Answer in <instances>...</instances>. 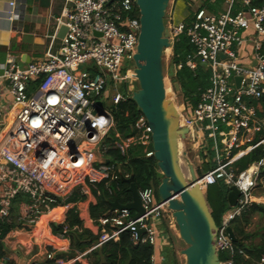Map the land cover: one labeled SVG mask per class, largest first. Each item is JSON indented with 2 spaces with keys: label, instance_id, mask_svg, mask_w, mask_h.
Returning a JSON list of instances; mask_svg holds the SVG:
<instances>
[{
  "label": "built area",
  "instance_id": "1",
  "mask_svg": "<svg viewBox=\"0 0 264 264\" xmlns=\"http://www.w3.org/2000/svg\"><path fill=\"white\" fill-rule=\"evenodd\" d=\"M224 10L216 13L198 5L179 21L168 16L170 40L184 33L194 47L186 56V65L194 69L197 62L204 64L210 76L184 124L187 136L193 140L205 139L201 124L207 122L214 144L215 166L201 175L197 183L203 189L222 182L229 189L239 191L236 205L223 214L214 237L218 252L227 251L230 258L220 264H233V241L227 233L229 223L241 210L254 201L253 190L264 174V156L242 171L231 167L235 156H242L264 143V135L256 142L258 131L264 133V120L257 115L249 99L264 95V2L253 6L250 0H222ZM239 9L233 11L234 5ZM9 20L19 17L15 2H10ZM138 10L135 0H65L58 25L66 31L54 53L44 61L30 62L21 67L9 56L0 78L7 81V91L14 105L11 120L3 116L0 92V237L3 255L0 264H11L7 247L10 230L2 235L1 226L18 223L20 229H32L43 215L53 214L73 196L87 198L98 184L121 178L118 167L107 164L103 141L114 128L110 104H117L131 96L119 91V85L129 81L125 61L131 60L137 45L139 31ZM248 61H243L241 51ZM223 56V57H221ZM255 60V64L252 62ZM181 64L177 66L180 68ZM82 68V69H80ZM240 78L239 81L236 78ZM40 80L34 91L30 83ZM110 101L105 106V101ZM227 125L223 144L216 143L221 126ZM136 135L119 139L116 144L121 153L130 144H151L150 127L140 113L134 122ZM118 136V134H116ZM237 151L232 154V150ZM100 158L95 157V153ZM145 155L153 151L144 150ZM129 177L125 174L123 178ZM108 183V182H107ZM106 183V184H107ZM26 198L19 214L12 217L14 199ZM143 214L135 216L128 209H114L94 221L96 238L82 252L73 257L69 252L67 228L54 238L42 241L45 250L39 260L35 256L24 264H74L106 242H116L126 231L133 242H148L153 247L162 244L165 221L174 219L166 201L154 195L152 187L138 190ZM93 221V220H92ZM64 221L60 222L63 225ZM12 232V231H11ZM162 238V239H161ZM57 242L58 244H56ZM17 248L23 249L22 245ZM60 253V254H58ZM155 261V253L152 262ZM264 264V256L259 260Z\"/></svg>",
  "mask_w": 264,
  "mask_h": 264
},
{
  "label": "trees",
  "instance_id": "2",
  "mask_svg": "<svg viewBox=\"0 0 264 264\" xmlns=\"http://www.w3.org/2000/svg\"><path fill=\"white\" fill-rule=\"evenodd\" d=\"M184 1L188 2V6L193 3V0ZM250 1L253 6L257 7L264 2V0ZM200 7H204L216 13L224 10L225 5L222 0H202ZM237 9H239L238 4L234 5L232 10L236 11ZM167 49L171 50L170 64L174 68V82L177 83L182 97L188 100V106L194 107L199 100L201 92L208 85L210 72L204 64L199 61L194 69H190L186 65V56L193 53L194 47L184 33L174 38L172 46ZM262 53L264 54V42L262 44ZM126 62L127 61L124 62L121 70L123 72L129 67ZM179 64H181V67L177 68ZM39 82L40 80H36L30 83L28 87L29 91H34L38 87ZM119 90L123 94H126V84H122ZM248 102L256 108L258 117L264 120V95L258 99H249ZM109 108L115 126L103 141L105 160L107 164L117 166L119 174H121L122 177L116 181L109 182L105 180L98 184L99 195L96 196L95 204H91L89 207V216L93 221H97L99 217L110 212L111 202L114 199H117L121 204H126L132 200L129 184L122 180L125 174L133 176V181L137 190L145 187H152L156 198H158L156 188L162 176L153 156L145 155L144 150H151V144L148 146H143L139 143L130 144L124 153H121L119 146L116 144V141L119 139L125 140L136 135L134 122L140 115V112L131 97L129 96L126 100L120 101L117 104H110ZM206 125L207 122L201 124L205 139L207 140V162L204 164L206 165L204 169H195L197 175H201L204 170L215 166V162L212 160L214 158V150L212 149L214 141ZM220 129L221 134L218 132L216 135V143L218 146H221L223 140L226 138L227 125H222ZM116 134H118V136H116ZM263 135L264 133L262 130L258 131L253 138V142L259 140ZM237 148L238 147H235L232 150V154L237 151ZM263 156L264 143L259 144L251 151L234 160L231 163V167L237 172L242 171ZM258 185L264 186L263 173H261L260 179L258 180ZM212 186H215L214 190L218 193L219 200L217 210L214 214L211 213V215L216 225H219L224 212L231 208L227 200L228 188L222 182H217ZM207 189L210 188L208 187ZM25 201L23 196H18L14 199L11 210L14 219L19 214L21 203ZM256 213L264 217V204L252 202L245 206L240 214L229 223L236 238L233 242L234 252L231 256L233 264H260L259 260L264 256V241L260 243L248 242L255 234L249 233L245 229L250 222L251 216ZM12 226V224L1 226L2 235ZM63 226L67 228V237L69 238L70 250L72 252H82L92 244V234L89 230L82 228V218H80L76 209H68L65 214L64 224L56 225V227L53 226L52 230L56 233L61 232ZM143 237L144 233H141L139 241L134 243L131 235L124 231L120 233L118 241L106 242L102 246L92 250L87 256L92 264H153L152 255L155 252L158 254L159 251L157 247H153L148 244V242L142 241ZM170 241L172 243V237H170ZM2 255V237H0V257ZM162 255L164 257L163 264H173L175 255L173 250L166 248L165 251L163 250ZM229 258L230 254L227 251L218 252L219 262H224Z\"/></svg>",
  "mask_w": 264,
  "mask_h": 264
},
{
  "label": "water",
  "instance_id": "3",
  "mask_svg": "<svg viewBox=\"0 0 264 264\" xmlns=\"http://www.w3.org/2000/svg\"><path fill=\"white\" fill-rule=\"evenodd\" d=\"M168 2L135 0L139 31L131 60L137 89L131 92L130 97L150 127L152 156L162 175L156 194L159 200L167 202L172 211L178 237L186 246L180 251L185 264H220L214 244L217 225L207 206L204 189L197 183L196 172L186 152L182 151L180 155V142L186 138L188 128L180 127L179 118L169 107L166 97L162 57L164 50L172 46L164 24ZM65 31L66 27L62 25L59 38L63 37ZM252 64H255V60ZM239 79L236 78L237 81ZM174 86L179 88L177 83ZM181 156L186 170L181 166ZM122 180L129 184L132 200L121 204L114 199L110 210L128 209L134 211L135 216L143 214L133 176ZM238 197L239 191L231 186L227 192L230 207L236 205ZM227 233L234 242L236 238L230 226L227 227ZM64 255L73 257L74 253L67 252ZM25 259L19 256L18 264H24Z\"/></svg>",
  "mask_w": 264,
  "mask_h": 264
},
{
  "label": "crops",
  "instance_id": "4",
  "mask_svg": "<svg viewBox=\"0 0 264 264\" xmlns=\"http://www.w3.org/2000/svg\"><path fill=\"white\" fill-rule=\"evenodd\" d=\"M10 2H15V9L19 14L18 19L12 21L9 20ZM64 7L65 0H0V75L9 56L13 57L21 67H24L30 62L46 60L49 53H54L58 49L61 40L58 34L62 25H58L57 20L62 18ZM241 55L243 61H248L249 57L246 51L242 50ZM0 92L3 116L11 120L14 105L7 91V81L4 78H0ZM95 157L99 159L100 154L95 153ZM239 157L241 156H235L234 160ZM97 195L99 192L93 191V194L87 198L73 196V199L66 200L60 208L54 209L53 214L43 215V219L41 217L38 225L32 229L21 230V225L12 223L13 226L8 229L11 230L7 237V247H3V250L6 249L5 251L11 256V264H18L19 256L26 257L25 260L34 256L41 260V254L45 250V244L42 241L54 238L56 232L52 230L53 226L60 225V222L65 220L67 210L71 208L76 209L79 213L82 218V228L89 230L92 234L91 241H93L96 238L97 225L89 216V207L91 204H95ZM262 198L264 197L254 196L253 202L257 203V200ZM174 227L176 226L172 220L165 221L163 239L161 238L162 244L157 246L159 252L158 254L155 252L153 264H163L162 252L166 248L173 250L175 254L173 264L184 263L180 253L183 242L176 236ZM170 237H172V243ZM18 244L22 245L23 249L19 250ZM68 249L69 252H72L70 244ZM65 253L58 254L67 257L64 255ZM88 254L79 264H92ZM29 255L31 256L28 257Z\"/></svg>",
  "mask_w": 264,
  "mask_h": 264
},
{
  "label": "rangeland",
  "instance_id": "5",
  "mask_svg": "<svg viewBox=\"0 0 264 264\" xmlns=\"http://www.w3.org/2000/svg\"><path fill=\"white\" fill-rule=\"evenodd\" d=\"M192 2L193 3L190 6H188L189 5L188 2H185L184 0H169L164 16L165 27L167 29L170 27L168 23L169 14L173 15L175 21L182 20L188 15L189 12H191L198 5H200L202 3V0H193ZM170 56H171V50L167 49L165 50L162 57L166 97L169 107H171V110L177 114L179 118V123L184 124L186 120V116L189 113V106H188L189 104H188V100L182 97L179 88L176 89L174 86V84L176 83L174 82L173 79L174 68L170 64ZM126 64L129 66L128 69L130 71L129 72L130 77H129V81H127L125 84L127 88H129L130 90H136L137 82L132 71L134 67L132 64V60L130 59L127 60ZM120 86L121 85H119V87ZM109 102L110 101L108 100L105 101V106L108 105ZM191 138L192 136L189 135L183 140V142H180V146H179L180 155L182 151H185L186 156L193 165L194 170L196 168L204 169L206 166L204 164L207 162V140L202 137L189 140ZM181 166L183 167L184 170H186L183 156H181ZM208 187L210 189H207ZM208 187L203 190V193L210 213L214 214L218 208L219 196L218 193L214 190L215 186L211 185ZM253 196L264 197V186L257 184L255 189L253 190ZM257 203L264 204V198L257 200ZM174 228H175L176 236H178L177 228L176 227ZM245 229L247 232L255 234L251 240H248V242L251 241L252 243H260L261 241H264V217L260 216L257 213L252 215L250 218V222ZM185 247L186 246L183 243L182 249ZM183 259H182V261H184L183 264H185L184 256Z\"/></svg>",
  "mask_w": 264,
  "mask_h": 264
}]
</instances>
